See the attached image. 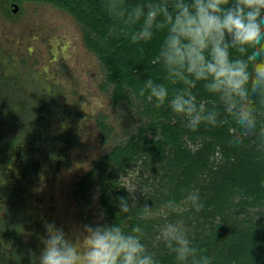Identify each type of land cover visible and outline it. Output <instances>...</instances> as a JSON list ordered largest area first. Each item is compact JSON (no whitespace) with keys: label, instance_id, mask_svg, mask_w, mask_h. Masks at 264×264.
I'll list each match as a JSON object with an SVG mask.
<instances>
[{"label":"trees","instance_id":"16d2710c","mask_svg":"<svg viewBox=\"0 0 264 264\" xmlns=\"http://www.w3.org/2000/svg\"><path fill=\"white\" fill-rule=\"evenodd\" d=\"M24 1L27 0H5L0 2V9L11 14V4L20 7ZM31 1L47 3L68 13L78 23L84 47L99 62L103 75L100 89L108 96L110 106L123 116L120 133L114 135L106 115H96L100 142L113 139L112 145L76 181L73 199L78 204L81 199L90 203L86 185L93 178L97 183L96 201L102 224L118 223L125 232L141 227L142 242L158 264H177L175 255L161 239V230L170 223H182L192 244L202 255L210 257L211 264H264V150L259 137V131L264 128V114L257 115L256 132L245 134L224 112L218 97L197 83L191 89L197 103L209 110L215 103L219 119L227 123L217 127L202 123L197 131H192L167 102L156 107L155 101H148L146 95L139 96V90L149 78L165 84L169 97L185 87L168 81L159 62L164 32H156L151 41L132 43L125 35L131 29L109 15L106 0ZM143 2L125 0L128 6ZM3 85L1 77L0 122L10 132L14 121H19L21 126L16 135L12 133L0 139V177L5 175L2 158L7 164L18 166L23 177L33 176L41 170V165L34 164L36 154L26 150L29 142H38V134L28 125L32 119L26 117L28 107H32L31 98L14 93L12 99ZM260 111L264 113V109ZM43 118L41 114L36 121ZM232 128L236 131L231 132ZM62 136L72 137L71 142L76 143L72 131ZM234 137H238V142L229 143ZM132 168H138L140 193L128 213H119L115 197L128 198L129 193L118 176ZM194 190L203 204L199 212L185 199ZM2 191L5 189L0 185V196ZM22 192L16 186L5 200L6 213L0 217V264H38L34 253L18 239L20 224L27 223L28 216L19 207L16 217L23 222L14 225L7 218L17 198L24 197ZM169 201L174 206H167ZM145 204L152 208L151 216H145Z\"/></svg>","mask_w":264,"mask_h":264},{"label":"clouds","instance_id":"9594fccd","mask_svg":"<svg viewBox=\"0 0 264 264\" xmlns=\"http://www.w3.org/2000/svg\"><path fill=\"white\" fill-rule=\"evenodd\" d=\"M105 8L131 29L125 35L132 43L151 41L156 32H164L159 62L168 81L185 86L169 97L165 84L149 78L139 96L146 95L156 107L167 102L192 131L202 123L212 127L227 123L219 119L215 103L211 110L197 103L191 89L202 83L208 93L218 97L240 130L256 132L257 115L264 114L260 111L264 109V0H144L134 6L126 5L125 0H106ZM259 137L264 150V128ZM236 142L238 137L229 143ZM123 188L129 197L115 200L119 213L126 214L135 204L136 189L130 178ZM185 199L197 212L203 208L198 191L188 193ZM167 206L174 203L169 201ZM143 212L151 216L152 208L145 204ZM44 228L38 264H158L142 242L139 226L125 232L118 223L85 224L71 237L55 222H45ZM161 239L177 264H211L210 257L192 244L182 223L166 225Z\"/></svg>","mask_w":264,"mask_h":264},{"label":"rangeland","instance_id":"374dc122","mask_svg":"<svg viewBox=\"0 0 264 264\" xmlns=\"http://www.w3.org/2000/svg\"><path fill=\"white\" fill-rule=\"evenodd\" d=\"M10 11L7 14L0 9V78L10 98L14 99V93L31 98L32 107H28L26 117L32 119L28 125L38 134V142H29L26 150L36 154L34 164H40L41 170L23 177L18 166L7 164L2 158L5 175L0 181L6 183H0L5 189L0 196V217L6 213L8 193L18 186L25 195L17 198L7 218L14 225L23 222L16 217L19 207L28 216V222L20 224L18 239L38 262L45 222H55L69 237L82 230L86 220L89 224H102L96 181L92 178L86 185L90 203L81 199L78 204L73 199V187L112 145L113 139L100 142L96 115H106L114 135L120 133L123 116L110 106L108 96L100 89L103 75L98 59L84 47L79 25L68 13L31 0L24 1L15 12ZM41 114L44 118L36 121ZM13 124L10 132L0 122V139L16 135L21 123ZM67 131H72L76 143L71 142L72 137L62 136ZM137 170L132 168L118 176L124 186L130 178L136 189L134 197L140 193Z\"/></svg>","mask_w":264,"mask_h":264},{"label":"water","instance_id":"95a60500","mask_svg":"<svg viewBox=\"0 0 264 264\" xmlns=\"http://www.w3.org/2000/svg\"><path fill=\"white\" fill-rule=\"evenodd\" d=\"M16 5L13 3V4H11V9H12V12H15V10H16Z\"/></svg>","mask_w":264,"mask_h":264},{"label":"flooded vegetation","instance_id":"af4514ba","mask_svg":"<svg viewBox=\"0 0 264 264\" xmlns=\"http://www.w3.org/2000/svg\"><path fill=\"white\" fill-rule=\"evenodd\" d=\"M13 4V3H12Z\"/></svg>","mask_w":264,"mask_h":264}]
</instances>
